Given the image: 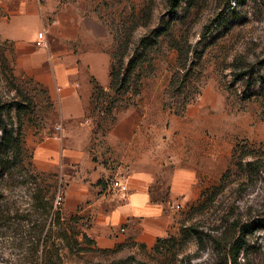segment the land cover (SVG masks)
<instances>
[{"label":"rangeland","instance_id":"374dc122","mask_svg":"<svg viewBox=\"0 0 264 264\" xmlns=\"http://www.w3.org/2000/svg\"><path fill=\"white\" fill-rule=\"evenodd\" d=\"M61 1L85 4L108 33L110 56L128 43L131 57L151 35L138 51L150 61L140 69L133 108L146 110L151 122L163 110L165 129L168 117L176 120L166 150L190 161L200 195L175 212L160 253L137 246L77 254L70 238L79 232L80 242L84 233L62 211L63 183L32 167L33 143L55 124L52 105L31 80L16 74L10 44L0 38V97L13 106L11 128L18 140L8 150L11 172L1 180L0 216L6 219L0 221V264H29L44 235L61 264H226L243 226L248 232L237 264H264V0H182L173 14L167 0ZM176 73L200 92L181 117L169 110L177 102L169 86Z\"/></svg>","mask_w":264,"mask_h":264},{"label":"crops","instance_id":"0c3cea01","mask_svg":"<svg viewBox=\"0 0 264 264\" xmlns=\"http://www.w3.org/2000/svg\"><path fill=\"white\" fill-rule=\"evenodd\" d=\"M1 12L0 38L10 44L16 74L43 92L55 118L50 133L32 145V167L63 183L62 211L94 248H152L174 225L165 201L186 206L201 190L190 161L166 150L176 120L168 117L165 129L163 110L151 122L146 110L132 107L98 129L91 98L94 85L109 87V36L84 3L4 0ZM42 29L47 46L38 49Z\"/></svg>","mask_w":264,"mask_h":264},{"label":"trees","instance_id":"16d2710c","mask_svg":"<svg viewBox=\"0 0 264 264\" xmlns=\"http://www.w3.org/2000/svg\"><path fill=\"white\" fill-rule=\"evenodd\" d=\"M169 12L173 14L177 8L180 6L182 0H167ZM151 37V35H150ZM143 38L140 40L139 44L136 46L133 55L128 56V43L118 46L113 54L110 56V68H109V87L107 90L94 85L92 98H91V114L97 122L98 129L104 130V128L112 125L115 120V114L119 110H124L129 107L134 106L133 98L140 95L142 76L140 74V69L149 62V58L146 52L138 54L139 49L143 45H147L149 41H152L151 38ZM157 38V35L155 36ZM127 60V61H126ZM170 88H173L178 96L175 102L176 106L173 108V104H170L169 110H173V114L176 116H183L186 109L195 102V98L200 96L198 85L195 86L190 82L188 78H179V75L176 73L172 76L169 84ZM125 104L122 109L118 104ZM13 106L4 102L0 97V200L2 199V189H1V180L11 172V159L8 154L10 144L12 142L13 146H16L18 142L17 138L13 137V131L11 128L12 118L11 111ZM247 166H251L250 163ZM201 197L203 195L201 194ZM46 207H40L45 209V215L49 214L50 205ZM0 214L1 205H0ZM9 216L7 215V219ZM3 216H0V221L5 220ZM76 223V222H75ZM248 232V227L243 226L240 229L241 238L244 233ZM79 232H74L71 236V240L75 243L77 248L76 253H84L88 251H94L97 253H108L114 250H99L94 248V242L90 240L85 234H81V241L76 240V236L79 235ZM68 234L65 233L62 240L64 242H69V237L66 238ZM241 238L236 239L233 243L230 251L227 254L226 264H237V256L242 248ZM166 238L157 239L154 247V251L160 253V249L165 243H167ZM140 248H145L143 245H137ZM69 248L70 245L67 244ZM35 256L29 262V264H61V259L57 250L53 249L52 244H49L48 236L39 240L33 248Z\"/></svg>","mask_w":264,"mask_h":264},{"label":"built area","instance_id":"2783aa9c","mask_svg":"<svg viewBox=\"0 0 264 264\" xmlns=\"http://www.w3.org/2000/svg\"><path fill=\"white\" fill-rule=\"evenodd\" d=\"M47 30L42 29L36 34V39L34 41V46L38 49H45L47 46V40H46ZM111 186L113 188L118 189L121 192L126 191V187L122 184H120L118 181H113L111 183ZM63 194L62 191H59L57 194V201L61 200V195ZM165 207L170 212H178L180 210V204H178L175 201L166 200L165 201Z\"/></svg>","mask_w":264,"mask_h":264}]
</instances>
